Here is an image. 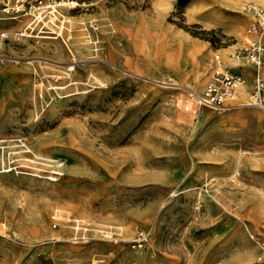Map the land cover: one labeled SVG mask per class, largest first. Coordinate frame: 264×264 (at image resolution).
I'll return each mask as SVG.
<instances>
[{
  "label": "rangeland",
  "instance_id": "374dc122",
  "mask_svg": "<svg viewBox=\"0 0 264 264\" xmlns=\"http://www.w3.org/2000/svg\"><path fill=\"white\" fill-rule=\"evenodd\" d=\"M71 1L62 37L3 49L0 264H261L264 112L205 108L191 127L181 101L216 55L233 65L249 17L228 0ZM178 37L211 63L200 81Z\"/></svg>",
  "mask_w": 264,
  "mask_h": 264
},
{
  "label": "built area",
  "instance_id": "2783aa9c",
  "mask_svg": "<svg viewBox=\"0 0 264 264\" xmlns=\"http://www.w3.org/2000/svg\"><path fill=\"white\" fill-rule=\"evenodd\" d=\"M71 0H0V59L6 45L24 37L33 35H53L62 37L65 22L59 20L58 8L65 5L73 8ZM243 12L250 22L245 34L247 41L241 47L229 53L233 65H226L220 55L214 58V68L209 82L200 94L192 92L190 100L199 108L212 110L228 109L229 103L236 100L238 92L247 86L249 106L264 112V7L245 2ZM61 18H63L61 16ZM52 20H58L55 30L48 26ZM25 21V23H24ZM23 24L14 30V26ZM45 37V36H41ZM249 68L252 75L236 71ZM261 250L258 262L264 264V240L252 237ZM147 243V236L139 234L133 242V248H142Z\"/></svg>",
  "mask_w": 264,
  "mask_h": 264
},
{
  "label": "crops",
  "instance_id": "0c3cea01",
  "mask_svg": "<svg viewBox=\"0 0 264 264\" xmlns=\"http://www.w3.org/2000/svg\"><path fill=\"white\" fill-rule=\"evenodd\" d=\"M246 2H249V1H246ZM177 39H178V44H179V50H181V51L184 50L186 53H188L189 56H194V58H195V61H194L195 69L197 70V72L200 71V74L205 76L204 72L208 69V67H210V64H211L208 61V59L204 58L203 60H200L199 57L196 58V54L198 53L199 50H196L194 47L188 46L186 44L185 40L180 39L179 37ZM194 44L195 43H193V45ZM199 47L200 46H196V48H199ZM226 59H228V58H226ZM228 61H229V59H228ZM224 62H225V64H227L226 60H224ZM236 71L241 72V73L247 75L249 78H251L252 72L247 67L241 68V69H237ZM249 90H250L249 86L243 88L238 93V95L236 97V101L230 102L228 108H232V107H235V106H248L247 102L249 100H247V98H248V91ZM182 99H183V100H181L183 102L182 106L184 104L187 107L186 109L189 112L188 117L189 118L191 117V121H192V126L191 127H193V125L195 124V120H197L199 118V116L202 114V112L205 111V110H203L205 108H201V107L199 108L198 106L193 104L191 102V100H190V96H184ZM206 109H208V108H206Z\"/></svg>",
  "mask_w": 264,
  "mask_h": 264
},
{
  "label": "bare ground",
  "instance_id": "6f19581e",
  "mask_svg": "<svg viewBox=\"0 0 264 264\" xmlns=\"http://www.w3.org/2000/svg\"><path fill=\"white\" fill-rule=\"evenodd\" d=\"M244 1L245 0H228V2L229 3H231L233 6H235V8L237 9V11L238 10H241L242 11V9H243V4H244ZM258 2H259V4L260 5H262L263 7H264V0H258ZM72 5V7L73 8H76L77 6H79L76 2H74V3H71ZM0 62H3V60L2 59H0ZM69 70H73V68H70ZM204 76V75H203ZM94 77V76H93ZM195 77V76H194ZM200 77H201V74H200V72L198 71L197 72V74H196V79H199V81H200ZM243 89V88H242ZM241 89V90H242ZM240 90V91H241ZM239 91V92H240ZM191 92V91H190ZM238 92V93H239ZM238 95V94H237ZM237 97V96H236ZM239 105V104H238ZM247 105L249 106V103L247 102Z\"/></svg>",
  "mask_w": 264,
  "mask_h": 264
}]
</instances>
